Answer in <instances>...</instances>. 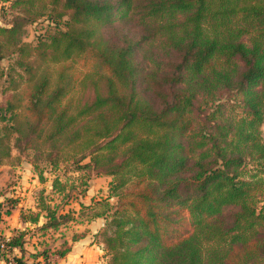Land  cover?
I'll use <instances>...</instances> for the list:
<instances>
[{
    "label": "trees",
    "instance_id": "1",
    "mask_svg": "<svg viewBox=\"0 0 264 264\" xmlns=\"http://www.w3.org/2000/svg\"><path fill=\"white\" fill-rule=\"evenodd\" d=\"M5 2L0 166L15 151L52 176L7 254L102 219L109 264H264V0ZM103 176L108 195L81 203Z\"/></svg>",
    "mask_w": 264,
    "mask_h": 264
},
{
    "label": "crops",
    "instance_id": "2",
    "mask_svg": "<svg viewBox=\"0 0 264 264\" xmlns=\"http://www.w3.org/2000/svg\"><path fill=\"white\" fill-rule=\"evenodd\" d=\"M2 3H6L2 0ZM1 22V19H0ZM28 170L23 169L24 173H29V180L25 184L10 187V182L13 179V169L11 165L0 166V207L4 210L7 207L9 201H15L14 208L11 209L10 214L4 216L0 222V234L5 238H11L17 232L30 231L35 226L21 221V211L30 210L33 211L35 207V193L44 188L47 192L50 191V181L46 180L44 183H40L37 175L33 172L32 167L29 165ZM22 170V169H20ZM21 178V177H20ZM24 178V177H23ZM37 178V179H36ZM25 179H27L25 177ZM37 181V187H30V183L34 184ZM20 182V181H19ZM15 184V183H13ZM18 184V183H17ZM93 199V193L91 188H88L86 196L81 200L83 204H89ZM75 210H78L76 205ZM44 220L41 218L36 227H40ZM105 224V221L98 219L90 223L77 222L68 225L65 228L59 229L57 232H51L46 234L45 238L41 240L37 237L32 239L27 238V244L23 246L22 250L14 249L11 252L12 257L23 258L25 264H44L39 258L37 261L32 260L34 253L33 245L36 241L39 242L44 239L48 249L52 252L49 255L48 262L50 264H105L104 249L101 245L95 247L97 236L96 233L99 230V224ZM96 224H98L96 226ZM81 226V227H80ZM97 227V229H95ZM93 242V243H92ZM37 247V245H35ZM62 248L68 249L63 257H58L56 253L61 251ZM41 249V247H37ZM2 264V263H1Z\"/></svg>",
    "mask_w": 264,
    "mask_h": 264
},
{
    "label": "rangeland",
    "instance_id": "3",
    "mask_svg": "<svg viewBox=\"0 0 264 264\" xmlns=\"http://www.w3.org/2000/svg\"><path fill=\"white\" fill-rule=\"evenodd\" d=\"M46 26L47 25L45 23L38 25L37 27L28 26L26 28V32H25L24 37H23V41L26 43H35L36 36L39 34H43L44 31H46L48 29V28H46ZM9 65H10V61H3L1 63V67L5 73H7ZM1 88H2V80L0 81V102L3 99V96L1 94ZM0 127H1V125H0ZM261 136H262V139L264 140V124L261 126ZM12 155H13V158H12L10 165L13 169V175H12L13 179L11 180V182L9 184L10 187L18 186V185H20V183L25 184V182H27L29 180V173L23 174V172H21V171H23V169H25V168L27 170L29 169L28 168L29 161H31V159H32V156H21V157H19L17 152H15V151L12 153ZM18 159H19V161H18ZM20 169H22V170H20ZM82 175L83 174L69 173V174H67L66 177L73 178V177L77 176L80 178V177H82ZM45 176L47 177V180H49V181L52 180L51 175L45 174ZM25 177L27 179H25ZM91 178L92 179L90 181H88L87 183H88V186L91 188V193H93V199H95L97 201L99 198L101 199L102 197L107 196L108 191H109V189H108L109 184L113 180L112 177L103 176V177H98V178H96V177H91ZM13 183H15V184H13ZM31 186L37 187L38 186L37 181L34 184L30 183V187ZM72 207L76 208V203L72 204ZM8 210H9V207L7 206L4 209V211H8ZM97 225L98 224H96V226ZM95 229H97V227ZM112 232H113V228H108V225H106V223L105 224L104 223L99 224V230L97 231V233L95 235V236H97L95 247L96 246L98 247V245H101V248H102V250L104 249V253H105L106 248H105V244H104V239L108 236H111ZM104 262H105V264H109V258L106 257Z\"/></svg>",
    "mask_w": 264,
    "mask_h": 264
},
{
    "label": "built area",
    "instance_id": "4",
    "mask_svg": "<svg viewBox=\"0 0 264 264\" xmlns=\"http://www.w3.org/2000/svg\"><path fill=\"white\" fill-rule=\"evenodd\" d=\"M7 3H2V0H0V6H5ZM9 238H5L2 235L0 236V253L5 255V259H7V262L5 263L4 259L0 258V264H12V256L7 254V251L4 247V243L8 241Z\"/></svg>",
    "mask_w": 264,
    "mask_h": 264
}]
</instances>
